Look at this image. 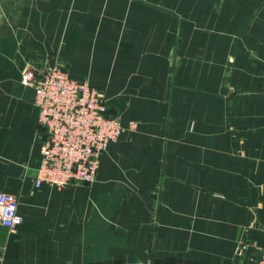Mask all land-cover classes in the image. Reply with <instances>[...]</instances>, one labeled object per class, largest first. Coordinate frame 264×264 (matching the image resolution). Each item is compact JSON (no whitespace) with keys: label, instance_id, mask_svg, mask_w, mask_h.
<instances>
[{"label":"crops","instance_id":"0c3cea01","mask_svg":"<svg viewBox=\"0 0 264 264\" xmlns=\"http://www.w3.org/2000/svg\"><path fill=\"white\" fill-rule=\"evenodd\" d=\"M127 128L97 180L34 186V89L52 60ZM0 264H259L264 0H0Z\"/></svg>","mask_w":264,"mask_h":264},{"label":"built area","instance_id":"2783aa9c","mask_svg":"<svg viewBox=\"0 0 264 264\" xmlns=\"http://www.w3.org/2000/svg\"><path fill=\"white\" fill-rule=\"evenodd\" d=\"M33 70L27 67L22 83L34 89L37 132L43 133L34 186L63 189L76 183H94L101 155L135 124L125 125L119 117L108 115L104 92L71 79L57 59L37 74ZM21 222L16 196L0 191V225L15 233ZM259 264H264V248Z\"/></svg>","mask_w":264,"mask_h":264}]
</instances>
